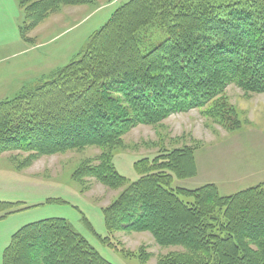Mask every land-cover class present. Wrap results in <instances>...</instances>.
Masks as SVG:
<instances>
[{
    "label": "trees",
    "instance_id": "trees-1",
    "mask_svg": "<svg viewBox=\"0 0 264 264\" xmlns=\"http://www.w3.org/2000/svg\"><path fill=\"white\" fill-rule=\"evenodd\" d=\"M19 2L26 18L22 34L28 41L27 31L62 6L92 0ZM199 4L180 9L170 0H131L122 5L56 77L0 102V156L30 154L17 167L22 170L42 156L101 149L98 163L84 160L74 177L81 184L91 178L111 189L124 188L103 209L111 236L151 232L160 246L184 249L161 256L158 264H264V184L231 196H221L214 184L173 189L169 174L195 172L188 149L136 162L140 178L131 183L113 163L111 152L139 125L157 126L171 115L200 109L230 126V113L220 98L229 85L264 93V0ZM159 16L168 38L144 53L137 34ZM17 206L0 202V212L7 216ZM104 242L113 245L110 237ZM2 264L113 263L67 220L51 218L18 230Z\"/></svg>",
    "mask_w": 264,
    "mask_h": 264
},
{
    "label": "rangeland",
    "instance_id": "rangeland-1",
    "mask_svg": "<svg viewBox=\"0 0 264 264\" xmlns=\"http://www.w3.org/2000/svg\"><path fill=\"white\" fill-rule=\"evenodd\" d=\"M130 1L92 0L86 5L62 6L27 31L26 41L22 34L26 18L19 0H0V102L56 77L81 55L90 36ZM170 1L181 9L198 6L202 0ZM163 24L159 16L138 32L144 53L168 38ZM220 98L233 125L206 116L200 109L171 115L157 126L139 125L125 134L120 148L111 152L116 170L128 183L136 182L140 178L136 162L188 149L195 172L185 177L169 174L173 189L195 190L214 184L221 196H231L264 184V93L246 92L232 84ZM102 153L88 147L82 152L42 156L22 170L17 167L30 154L14 151L0 156V202L18 204L15 213L4 216L5 211L0 212V217L4 216L0 218V264L18 230L51 218L67 220L113 264H158L161 256L184 252L180 246H160L151 232L109 234L103 209L117 200L124 188L111 189L91 178L81 184L74 177L84 160L97 164ZM49 199L66 203H51ZM108 237L112 246L104 242Z\"/></svg>",
    "mask_w": 264,
    "mask_h": 264
}]
</instances>
